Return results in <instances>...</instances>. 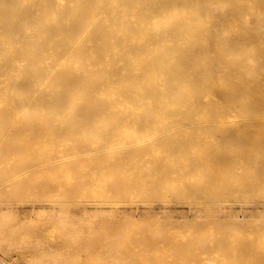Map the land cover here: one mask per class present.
Here are the masks:
<instances>
[{"label":"rangeland","instance_id":"1","mask_svg":"<svg viewBox=\"0 0 264 264\" xmlns=\"http://www.w3.org/2000/svg\"><path fill=\"white\" fill-rule=\"evenodd\" d=\"M1 263L264 264V0H0Z\"/></svg>","mask_w":264,"mask_h":264},{"label":"bare ground","instance_id":"2","mask_svg":"<svg viewBox=\"0 0 264 264\" xmlns=\"http://www.w3.org/2000/svg\"><path fill=\"white\" fill-rule=\"evenodd\" d=\"M222 2H223V1H222ZM233 3H234V2H233ZM236 3H237V2H236ZM236 3H235V4H236ZM255 4H256V2H255ZM221 5H222V4H221ZM211 6H212V5H211ZM14 10H15V8H14ZM231 10H232V9H231ZM232 12H233V10H232ZM162 13H163V12H162ZM164 13H165V12H164ZM232 14H233V13H232ZM55 15H56V14H55ZM79 15H80V14H79ZM225 16H226V15H225ZM85 18H86V17H85ZM180 18H181V17H180ZM234 19H235V18H234ZM238 19H239V18H238ZM93 21H94V20H93ZM95 21H96V20H95ZM95 21H94V22H95ZM213 21H214V20H213ZM233 21H234V20H233ZM233 21H232V22H233ZM238 21H239V20H238ZM229 22H230V21H229ZM135 23H136V22H135ZM166 23H167V22H166ZM220 23H221V22H220ZM222 23H223V22H222ZM164 25H165V24H164ZM232 25H233V24H232ZM232 25H231V26H232ZM154 26H155V25H154ZM242 26H243V23H242ZM233 27H234V26H233ZM220 28H221V27H220ZM237 28H238V27H237ZM89 29H90V28H89ZM173 29H174V28H173ZM245 29H246V28H245ZM32 30H33V29H32ZM126 31H127V30H126ZM241 31H242V30H241ZM221 33H222V32H221ZM254 33H255V32H254ZM86 35H87V34H86ZM151 35H152V34H151ZM154 35H155V34H154ZM79 38H80V37H79ZM172 41H173V40H172ZM70 43H71V42H70ZM76 45H77V44H76ZM76 45H75V46H76ZM86 46H87V45H86ZM106 47H107V46H106ZM32 48H33V47H32ZM32 48H31V49H32ZM75 48H76V47H75ZM33 49H34V48H33ZM116 49H117V48H116ZM71 52H72V51H71ZM71 52H70V53H71ZM116 54H117V53H116ZM106 55H107V54H106ZM38 57H39V56H38ZM67 57H68V56H67ZM67 57H66V58H67ZM138 57H139V56H138ZM98 58H99V56H98ZM91 60H92V59H91ZM94 60H95V59H94ZM53 62H54V61H53ZM77 62H78V61H77ZM59 64H60V63H59ZM210 64H211V63H210ZM75 65H76V64H75ZM79 65H80V64H79ZM47 66H48V65H47ZM71 66H72V65H71ZM57 67H58V66H57ZM80 67H81V66H80ZM103 67H104V66H103ZM55 69H57V68H55ZM209 70H210V68H209ZM48 71H49V70H48ZM84 75H85V73H84ZM51 76H52V75H51ZM246 77H247V76H246ZM246 77H245V78H246ZM182 78H183V77H182ZM47 80H48V79H47ZM193 80H194V79H193ZM42 87H43V86H42ZM194 87H195V86H194ZM218 87H219V86H218ZM39 90H40V89H39ZM40 91H41V90H40ZM42 93H43V92H42ZM35 94H36V93H35ZM120 96H121V95H120ZM253 96H254V95H253ZM241 97H242V96H241ZM241 97H240V98H241ZM62 98H63V96H62ZM64 98H65V97H64ZM236 99H237V98H236ZM252 99H253V98H252ZM252 99H251V100H252ZM254 99H256V98H254ZM251 100H250V101H251ZM58 101H59V100H58ZM109 101H110V100H109ZM231 101L233 102L232 98H231ZM239 101H240V100H239ZM239 101H238V103H239ZM53 102H54V101H53ZM232 102H230V103H232ZM234 102H235V101H234ZM236 102H237V101H236ZM236 102H235V103H236ZM245 102H246V101H245ZM248 102H249V101H248ZM65 103H66V102H65ZM68 103H69V102H68ZM228 103H229V102H228ZM238 103H237V104H238ZM250 103H251V102H250ZM233 104H234V103H232V105H233ZM239 104H240V103H239ZM15 105H16V104H15ZM246 105H247V104H246ZM250 105H251V107H252V104H250ZM16 106H17V105H16ZM229 106H230V105H229ZM233 106H234V105H233ZM243 106H244V105H243ZM69 107H70V106H69ZM236 107H237V105H236ZM245 107H246V106H245ZM244 109H245V108H244ZM250 109H251V108H250ZM197 110H198V109H197ZM233 110H234V108H233ZM242 110H243V109H242ZM251 110H252V109H251ZM254 110H255V109H254ZM59 111H60V110H59ZM51 113H52V112H51ZM239 113H240V112H239ZM245 113H246V112H245ZM247 113H248V112H247ZM247 113H246V114H247ZM22 114H23V113H22ZM100 114H101V113H100ZM249 114H250V113H249ZM109 115H110V114H109ZM244 115H245V114H244ZM243 117H244V116H243ZM251 119H252V118H251ZM252 120H253V119H252ZM252 120H251V121H252ZM211 121H212V120H211ZM239 121H241V120H239ZM243 121H244V120H243ZM241 122H242V121H241ZM99 123H100V121H99ZM182 147H183V146H182ZM180 149H181V148H180ZM55 202H56V201H55ZM65 202H66V201H65ZM72 202H73V201H72ZM93 202L98 203V201H93ZM117 202H118V201H117ZM100 203H101V201H100ZM92 205H93V203H92ZM96 205H97V204H96ZM94 206H95V205H94ZM32 207H33V206H32ZM90 207H91V205H90ZM113 207H115V205H113L112 208H113ZM119 207H120V206H119ZM86 208H87V207H86ZM94 208H95V207H94ZM1 209H4V208H1ZM32 211H33V210H32ZM80 212H81V211H80ZM60 217L62 218V216H60ZM61 218H60V220H61ZM25 219H26V218H25ZM28 219H30V218H28ZM33 219H34V218H33ZM41 219H42V218H41ZM43 219H44V218H43ZM53 219H56V218H53ZM72 219H73V218H72ZM23 220H24V219H23ZM48 220H49V219H48ZM69 220H70V218H69ZM53 221H54V220H53ZM55 221H56V220H55ZM63 221H64V220H63ZM74 221H75V220H74ZM108 243H109V242H108ZM207 250H208V249H207ZM208 260H209V259H208ZM2 261H3V260H2ZM1 264H2V263H1ZM211 264H212V263H211Z\"/></svg>","mask_w":264,"mask_h":264}]
</instances>
